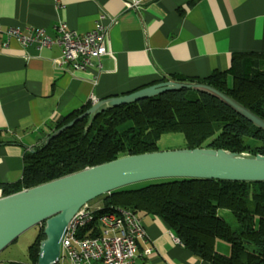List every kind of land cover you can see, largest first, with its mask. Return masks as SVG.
Masks as SVG:
<instances>
[{"label":"crops","instance_id":"crops-1","mask_svg":"<svg viewBox=\"0 0 264 264\" xmlns=\"http://www.w3.org/2000/svg\"><path fill=\"white\" fill-rule=\"evenodd\" d=\"M101 12L108 14L113 56L103 55L100 68H58L57 44L39 49L11 39L0 48L2 193L21 180L26 152L69 114L93 105L92 96L98 102L173 75L204 78L227 70L234 53H264V0H153L140 11L123 0H0L3 29L45 27L53 34L65 22L84 34ZM141 218L154 252L140 248L138 264H212L177 243L161 217Z\"/></svg>","mask_w":264,"mask_h":264},{"label":"trees","instance_id":"trees-1","mask_svg":"<svg viewBox=\"0 0 264 264\" xmlns=\"http://www.w3.org/2000/svg\"><path fill=\"white\" fill-rule=\"evenodd\" d=\"M172 78L215 86L264 118V53H234L227 70L204 78ZM91 106L69 114L55 129ZM87 122L85 116L50 142L44 143V138L26 152L21 180L4 186L3 195L124 155L159 150L158 141L170 132H181L189 148L264 154L263 129L214 95L192 88L104 106L88 127ZM103 202L127 206L140 216L161 217L186 248L212 264H264V181L156 179L104 194ZM220 212H229L235 223ZM212 216L217 219L210 228L207 223ZM44 225H39L28 247L30 261L13 264H37ZM217 239L230 244L228 254L216 250Z\"/></svg>","mask_w":264,"mask_h":264},{"label":"water","instance_id":"water-1","mask_svg":"<svg viewBox=\"0 0 264 264\" xmlns=\"http://www.w3.org/2000/svg\"><path fill=\"white\" fill-rule=\"evenodd\" d=\"M180 88L208 92L264 130L263 117L215 86L199 81L167 78L126 94L99 100L76 118L51 132L44 143L50 142L85 116H88V127L101 107L133 103ZM165 178L264 181V154L211 147L136 153L2 196L0 252L26 230L44 223L45 238L40 243L37 264H54L60 256L61 239L66 227L83 205L122 187Z\"/></svg>","mask_w":264,"mask_h":264},{"label":"built area","instance_id":"built-area-1","mask_svg":"<svg viewBox=\"0 0 264 264\" xmlns=\"http://www.w3.org/2000/svg\"><path fill=\"white\" fill-rule=\"evenodd\" d=\"M152 1L123 0V4L125 8L140 11ZM107 17L106 12H101L94 27L84 34L65 22L56 24L53 34L45 27L9 26L3 29L0 24V48L8 46L11 39H16L23 46L34 45L39 49L57 44L61 48L60 56L54 60L58 68H100L103 55L113 56L108 43L109 25L104 23ZM91 100L92 104L97 102L93 96ZM170 234L177 243H181L178 236L173 232ZM140 248L145 255L154 252L152 241L137 212L127 206H106L104 202L90 201L70 219L61 239L60 256L54 264H138Z\"/></svg>","mask_w":264,"mask_h":264},{"label":"rangeland","instance_id":"rangeland-1","mask_svg":"<svg viewBox=\"0 0 264 264\" xmlns=\"http://www.w3.org/2000/svg\"><path fill=\"white\" fill-rule=\"evenodd\" d=\"M187 146L185 138L181 132L164 133L158 141L159 150L181 149ZM143 182L132 184L137 187ZM104 195L95 198L91 202H101ZM229 222L235 223L233 216L229 212H220ZM217 216H212L208 220V227L213 228ZM39 231V226L31 227L22 233L15 241L9 244L0 252V264L27 263L30 261L28 247L35 241ZM216 250L220 253L228 254L230 244L222 239H217Z\"/></svg>","mask_w":264,"mask_h":264}]
</instances>
